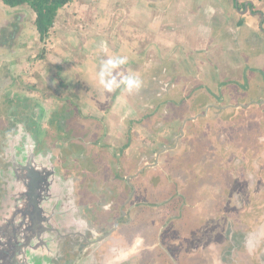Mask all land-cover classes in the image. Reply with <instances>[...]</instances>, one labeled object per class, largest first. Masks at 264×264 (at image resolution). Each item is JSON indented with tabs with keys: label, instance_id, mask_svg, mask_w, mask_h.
<instances>
[{
	"label": "flooded vegetation",
	"instance_id": "1",
	"mask_svg": "<svg viewBox=\"0 0 264 264\" xmlns=\"http://www.w3.org/2000/svg\"><path fill=\"white\" fill-rule=\"evenodd\" d=\"M220 5L230 16L215 21L211 44L163 53L162 76L183 92H159L156 105L140 95L137 109L113 111L128 99L124 86L111 96L98 82L82 104L78 94L20 96L4 93L15 82L1 78L0 155L19 129L29 138L23 152L32 155L0 156V264H264V18L254 35L237 17L262 15L252 0ZM8 25L0 30L5 42L20 23L14 32ZM138 31L141 48L113 75L159 61L154 39L149 47ZM256 40L262 43L253 46ZM98 42L96 67L122 56ZM218 48L240 57L250 78L222 77ZM57 56L43 58L50 66ZM180 65L186 76L177 82ZM71 66L83 70L77 60Z\"/></svg>",
	"mask_w": 264,
	"mask_h": 264
},
{
	"label": "rangeland",
	"instance_id": "2",
	"mask_svg": "<svg viewBox=\"0 0 264 264\" xmlns=\"http://www.w3.org/2000/svg\"><path fill=\"white\" fill-rule=\"evenodd\" d=\"M155 1L163 2V0ZM0 2L2 1L0 0ZM123 2L124 0H73L59 10L55 23L50 30L49 36L45 41L42 42L39 41V34L33 31L35 20L34 13L26 12V20H24L23 23H21L19 18H17L18 15L13 14V18L10 19L11 15L7 14V16H9V31L11 32L13 30H11L10 28H13L14 23H20L19 33L21 34V32H23V35H19L17 37L15 33L10 42H5L3 38H0V80L2 77L7 76L9 81L12 80L13 82H15L14 85L13 83L8 84L3 92L5 93L9 89L13 90L14 92L16 90L18 92L17 94H19L20 96H26L27 94L30 95V92H34L36 96L39 94L47 93L49 95H58L59 98H62L64 100L68 98L71 100L72 96L75 99L76 95L78 94L77 97L82 100V104L84 99L89 98V93H92L91 85L93 84V82L99 83L98 74L96 76V81H92L91 79L94 78L89 77L90 75H96V69L100 71V67H96L94 63V61L98 62L100 59L96 55L99 46V40L107 44V48L109 50L110 45L112 49H114L115 47L117 50V55H122L124 57H127L128 60H133L132 57L135 55L137 50L141 48L140 43L137 42V35L141 33L138 31V29L144 28L143 36L147 35V38H145V40H148L149 47H152V41L154 39L157 47L162 44L163 47L161 45L160 47L164 51H167L168 46L162 41L167 38L177 39L178 37L167 35L168 31L166 30V28L168 27V25H161V22L159 23V26H162L160 30H157L153 33L146 30L152 28V22L146 21L149 14L144 13V4L146 2L148 6V1L144 2V0H125V3ZM1 4H3L2 6H4L5 8V13H9L12 10L11 6L5 3ZM155 4L156 3H153L152 6L155 7ZM122 5L124 6L123 9L121 8ZM191 5L195 10H199L198 8L201 6L198 0H192ZM165 6H168V8L171 7L175 9H181L182 1L169 0V4ZM126 8L128 9L127 12H125ZM31 10L34 11L33 9ZM151 12L153 14H156L158 13V9L153 8ZM198 14L199 16L192 17L191 21H184L179 19L176 25V33H179L181 30L187 31L188 37L193 46L199 24L206 22L207 19V15L205 13L202 12V14H200L198 11ZM183 16L184 15H182V17ZM137 20H139L140 22H137ZM4 22L5 21L0 22V30ZM171 27L172 26H170V28ZM89 33L91 34V36L87 37V34ZM108 34L111 36H109L110 38H107L106 35ZM149 35L150 37H148ZM15 39L17 40V44H15ZM144 43L145 42L143 41V45H145ZM256 43L257 45H259L262 42L256 40ZM226 44L228 43L226 42ZM178 46L179 44L177 45V47ZM125 48L129 51L128 56L123 52ZM85 49H88L92 52V54H90V58L85 55L86 53H88L85 51ZM54 52H58L59 56H57L55 60L50 61L52 63L49 66L48 61L43 57H45L47 53L53 56ZM216 53L218 55L216 61L219 68V74L222 77L232 76L240 81L244 80V77L247 74L250 78V75H252L253 71H251L250 68L246 67V65L243 63L244 61L242 62L240 57H237L233 53L225 52L222 50V48H218ZM68 54H70L71 57H68ZM91 55H93L94 58ZM259 56L260 58H262L261 55ZM96 57L98 59H96ZM158 58L159 61H151L150 63H147L150 64L149 66L145 65V67L139 69L138 71H133V74L131 75L138 76L142 80V87L139 89V91L134 90L131 93L123 90L122 96L126 94V97H128V99L124 101V103L122 100L121 104L117 105L115 102L116 107L112 108L113 111H117V109L120 108L137 109L135 100H138L140 95L144 98H147L148 101L150 99L152 105H156L157 103L162 102V96H157V93L159 92H165L166 94H171L173 92H183L181 88L182 85L180 84H177L176 86H168L166 82L168 77L162 76V69L168 63L165 64L166 59H164L163 53L161 54V51H159ZM74 59L77 60L80 67H83L82 71L73 73V67L71 66V64L75 62ZM156 62L159 63H157L156 67H154ZM182 67L183 66L180 65V69H175L176 72L174 73L173 77L176 78L177 82H179L184 76H186L184 74V72H186L184 71V69L187 70V68ZM171 71L174 70L171 69ZM59 73L61 76L59 75ZM62 75L64 77H62ZM51 80L53 82H51ZM48 84L51 86V88ZM3 92L0 93L1 96ZM113 92L107 93L111 94L112 96ZM253 93H256V91L253 90ZM255 96L258 97V95L256 94ZM106 102L108 101H105L104 103ZM18 103H20V101L16 97V104ZM147 113L149 112L143 111V114ZM212 139L214 140H212L211 142L215 143V136H213ZM144 140L147 141L148 139L144 138ZM7 145L8 140L6 141V147ZM5 150L0 156L6 157ZM211 215L214 216L215 213ZM226 215H231V213L227 212ZM225 222L223 227L224 238L228 235V226L225 224ZM215 227L216 225L214 226V228ZM193 231L195 232L196 229H194ZM209 234L215 235V232L213 231ZM222 243L223 247H226V238L223 239ZM226 258H228V255H225L224 258V262L227 263ZM239 262V264H247V261L245 260L244 262L241 258Z\"/></svg>",
	"mask_w": 264,
	"mask_h": 264
},
{
	"label": "crops",
	"instance_id": "3",
	"mask_svg": "<svg viewBox=\"0 0 264 264\" xmlns=\"http://www.w3.org/2000/svg\"><path fill=\"white\" fill-rule=\"evenodd\" d=\"M2 1V0H1ZM145 1H148V6L147 3ZM182 1V7L181 9H175V8H168V6H165L167 4H169V0H163V2H156L155 0H144L145 4H144V13L145 14H149L146 21L147 22H152V28L151 29H146L147 31L150 32H155L157 30H160L161 27L159 26V23L161 22V25L163 24H167L168 27L166 28L167 35L170 36H176L178 37L177 39H170L167 38L165 40H163L162 42L167 44L168 46V50L164 51L160 45L162 46V44L159 45L161 54L164 52H167V58H169V52L171 51V47L174 46L175 44H182L183 46H191L192 48H197V49H201V48H205L209 43L211 44L213 41V36H214V28H215V21L216 20H224L226 17L230 16V14L228 12L225 11V9L223 10V7L220 5V0H198L199 4L201 5L200 7L204 6L203 9L200 11L199 13L202 14L205 13L207 15V19L206 22H203L201 24H199L198 28H197V34H196V38L194 41V47L192 45V43L190 42V39L188 37L187 31H180L179 33H176V25L179 21V19L184 20V21H191L192 17H197L199 16L198 14V10L193 9L192 7V0H180ZM253 5L255 8H258L260 10V12L262 13L261 16H254L252 14H244V13H239V15L237 17H239V19H242L243 21H245L244 26H242L241 28L246 30H251L254 35L261 33V28H260V24H259V20L260 18L263 19L264 18V0H252ZM4 3L3 1L0 2V22L6 21L9 19V16H7V14H10V19L13 18L14 15H18L17 18H19V20L21 21V23H23L24 20H26L25 18V14L26 12H31L34 13V19L36 17V13L34 11H32L31 7H29L26 4H22L19 6H14L12 7L11 11L9 13H5V8L4 6H2ZM125 3V0L124 2ZM153 3L155 4V7L152 6ZM163 3V4H162ZM123 5L121 6V8L123 9ZM151 7V9H150ZM137 8V7H136ZM153 8L158 9V13L153 14L151 12V10ZM149 12H147V11ZM128 9H125V12H127ZM12 13V14H11ZM14 14V15H13ZM13 15V16H12ZM182 15H184L182 17ZM144 17V15H143ZM25 18V19H24ZM139 20H137L138 22ZM166 21V22H165ZM264 21V20H263ZM140 22V21H139ZM164 22V23H163ZM143 26V25H142ZM170 26H172L170 28ZM264 26V23H263ZM127 29V28H126ZM238 29V27H237ZM141 30H144V28H141ZM33 31L35 33H38L35 25H33ZM17 37L19 35H23V32H21V34L19 32L16 33ZM17 40L15 39V44H17L16 42ZM257 45L256 43L253 44ZM163 47V46H162Z\"/></svg>",
	"mask_w": 264,
	"mask_h": 264
},
{
	"label": "trees",
	"instance_id": "4",
	"mask_svg": "<svg viewBox=\"0 0 264 264\" xmlns=\"http://www.w3.org/2000/svg\"><path fill=\"white\" fill-rule=\"evenodd\" d=\"M14 7L28 4L36 13L34 24L40 39H45L53 27L59 10L73 0H2Z\"/></svg>",
	"mask_w": 264,
	"mask_h": 264
},
{
	"label": "clouds",
	"instance_id": "5",
	"mask_svg": "<svg viewBox=\"0 0 264 264\" xmlns=\"http://www.w3.org/2000/svg\"><path fill=\"white\" fill-rule=\"evenodd\" d=\"M127 63L128 59L124 56L109 57L101 62L99 83L102 85L104 90L107 92H113L123 85L124 89L129 93L133 92L134 90L139 91V89L142 87V80L138 76L131 74L123 76L120 73L113 75L114 70ZM117 76H120L119 80L117 79Z\"/></svg>",
	"mask_w": 264,
	"mask_h": 264
},
{
	"label": "water",
	"instance_id": "6",
	"mask_svg": "<svg viewBox=\"0 0 264 264\" xmlns=\"http://www.w3.org/2000/svg\"><path fill=\"white\" fill-rule=\"evenodd\" d=\"M26 133L23 130H17L15 134H11L8 137V145L5 150V156L6 157H27L28 155L31 156L32 154L24 153V149L27 148L26 146L23 148L21 147L20 143L21 141L28 142L29 138L26 137ZM28 139V140H27ZM21 151L18 153L17 151ZM20 162V161H19ZM16 164V166L22 165L23 163Z\"/></svg>",
	"mask_w": 264,
	"mask_h": 264
}]
</instances>
